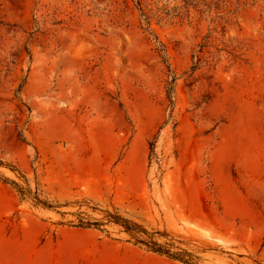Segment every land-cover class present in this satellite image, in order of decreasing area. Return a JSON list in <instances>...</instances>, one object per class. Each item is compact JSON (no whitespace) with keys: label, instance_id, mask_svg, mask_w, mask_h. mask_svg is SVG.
Returning a JSON list of instances; mask_svg holds the SVG:
<instances>
[{"label":"rangeland","instance_id":"rangeland-1","mask_svg":"<svg viewBox=\"0 0 264 264\" xmlns=\"http://www.w3.org/2000/svg\"><path fill=\"white\" fill-rule=\"evenodd\" d=\"M0 264H264V0H0Z\"/></svg>","mask_w":264,"mask_h":264}]
</instances>
